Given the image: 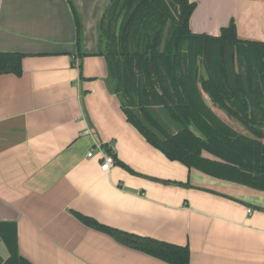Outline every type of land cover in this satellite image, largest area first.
<instances>
[{
	"label": "crops",
	"instance_id": "1",
	"mask_svg": "<svg viewBox=\"0 0 264 264\" xmlns=\"http://www.w3.org/2000/svg\"><path fill=\"white\" fill-rule=\"evenodd\" d=\"M109 1L0 0V50L24 54L20 75H0V221L16 224L18 253L31 264H170L76 211L188 245L189 264H264V190L167 158L126 118L100 53ZM189 1L191 32L218 35L233 19L239 39L264 42V0ZM97 147L114 157L108 172Z\"/></svg>",
	"mask_w": 264,
	"mask_h": 264
},
{
	"label": "trees",
	"instance_id": "2",
	"mask_svg": "<svg viewBox=\"0 0 264 264\" xmlns=\"http://www.w3.org/2000/svg\"><path fill=\"white\" fill-rule=\"evenodd\" d=\"M194 6L189 0H110L99 34L110 90L126 118L167 158L264 190V42L239 39L233 19L218 35L191 32ZM74 18L80 51L76 13ZM23 57L0 50V75H20ZM203 94L226 119L215 114ZM154 107L175 123L174 132L159 122ZM73 214L131 248L170 264H189L188 245ZM0 242L7 253L0 264H31L18 253L13 221H0Z\"/></svg>",
	"mask_w": 264,
	"mask_h": 264
},
{
	"label": "built area",
	"instance_id": "3",
	"mask_svg": "<svg viewBox=\"0 0 264 264\" xmlns=\"http://www.w3.org/2000/svg\"><path fill=\"white\" fill-rule=\"evenodd\" d=\"M97 151L101 159L100 170L103 172H108L111 166L114 164V157L112 156V154L101 150L99 147H97ZM93 153H94V148H91L86 153V156L91 157ZM247 211L250 212L251 211L250 208H248Z\"/></svg>",
	"mask_w": 264,
	"mask_h": 264
},
{
	"label": "rangeland",
	"instance_id": "4",
	"mask_svg": "<svg viewBox=\"0 0 264 264\" xmlns=\"http://www.w3.org/2000/svg\"><path fill=\"white\" fill-rule=\"evenodd\" d=\"M156 113H158L160 116L156 115V118L159 120V122L164 126V128L168 131V132H174L176 130V126L175 123L172 122L171 120H169L168 118L165 117L164 113L162 112V110L160 108H155ZM154 110V113H155ZM174 125V126H173ZM5 252V249L2 245V243L0 242V257L2 258L3 256H7Z\"/></svg>",
	"mask_w": 264,
	"mask_h": 264
},
{
	"label": "flooded vegetation",
	"instance_id": "5",
	"mask_svg": "<svg viewBox=\"0 0 264 264\" xmlns=\"http://www.w3.org/2000/svg\"><path fill=\"white\" fill-rule=\"evenodd\" d=\"M212 104V103H211ZM225 118H226V116H225ZM4 259V258H3Z\"/></svg>",
	"mask_w": 264,
	"mask_h": 264
},
{
	"label": "water",
	"instance_id": "6",
	"mask_svg": "<svg viewBox=\"0 0 264 264\" xmlns=\"http://www.w3.org/2000/svg\"><path fill=\"white\" fill-rule=\"evenodd\" d=\"M210 106V105H209Z\"/></svg>",
	"mask_w": 264,
	"mask_h": 264
}]
</instances>
